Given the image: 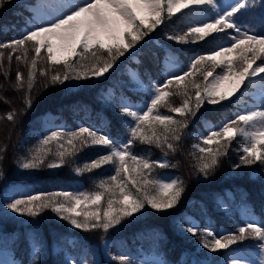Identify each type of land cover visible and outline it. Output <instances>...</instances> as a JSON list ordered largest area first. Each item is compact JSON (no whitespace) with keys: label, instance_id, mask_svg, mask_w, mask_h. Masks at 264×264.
Listing matches in <instances>:
<instances>
[{"label":"trees","instance_id":"obj_1","mask_svg":"<svg viewBox=\"0 0 264 264\" xmlns=\"http://www.w3.org/2000/svg\"><path fill=\"white\" fill-rule=\"evenodd\" d=\"M37 3L38 0H7L0 7V44L22 38L30 29V22L34 21L31 7ZM217 3L225 9L233 0H217ZM262 5L264 0H249V7L237 13L235 21L242 28L261 31L264 29ZM213 15L215 12L206 6L184 9L170 19L166 18L99 78L52 83L51 76L56 72L63 74L65 69L62 65L52 66L42 50L30 92L27 88L28 73L30 61L35 56L31 43L27 45V63L16 59L23 55L21 51L12 53L11 49L0 48V53H3L0 57V253H6L16 264H71L73 260L77 264H122L117 259L122 255L128 257L130 264H143L140 257L152 255L159 256L163 264H231L236 254L259 259L258 242L251 239L217 252L205 249L201 241L204 229L226 234L235 231L237 223L242 225L249 216L256 221H264V165L258 163L233 168L242 154V139L237 137L228 147L227 155L220 158L219 166L204 178L198 172L201 154L196 146H205L202 144L204 136L219 130L238 114L259 109L264 98L257 96L255 91L264 87V73L246 81L230 99L218 104L205 101L195 116L189 115L188 127L183 129L175 152L134 142V153L152 160L168 161V167L154 168L148 175L149 180L168 177L170 182L179 177L184 181L185 191L172 209L157 211L146 205L141 212L126 217L121 224L104 232L102 229H78L51 209H44L32 217L7 208L12 200L29 195L99 190L96 187L99 180L114 174L111 165L84 173H77L75 169L106 154L109 151L106 146L86 147L69 157L63 166L49 168L47 164L56 159V144L53 142L49 146L52 151L40 168L24 169L19 163L30 158L40 146V141L52 131L68 133L84 127L100 136H108L117 144L126 141L133 119L120 108L132 106L133 110H144L152 95L137 87L128 70L135 74L142 86L154 91L168 79L165 61L171 60L183 73L189 70L194 57L228 46L229 36L235 35L230 29L226 30L228 35L213 34L214 38L208 37L205 41L191 42L194 37H189L187 43L169 39L183 36L189 27L206 22ZM9 55H12L11 61L8 60ZM260 62L258 60L256 64ZM205 67L211 70L210 66ZM192 71L195 72L192 79L202 89L212 81V77L204 80V69L199 66ZM17 72L24 74L23 88L18 87ZM221 72L222 68H216L213 74ZM167 90L170 93L181 91L176 84ZM194 94L195 90L189 87L193 105ZM201 94L204 95L203 91ZM29 96L31 107L26 106ZM183 99L182 95H171L168 104L178 107ZM9 112L13 113V120L7 119ZM158 114L171 113L168 106H161ZM174 115L177 119H184ZM206 122L210 124L209 130L204 126ZM151 194L158 193L153 190ZM57 199L63 200L62 197ZM106 206L105 201L101 211ZM188 217L198 223L195 235L186 231L190 227ZM103 242L108 243L113 258L94 262L95 252ZM34 245L39 247L38 255L33 251ZM82 259L86 261L83 263ZM148 262L155 264L154 259Z\"/></svg>","mask_w":264,"mask_h":264},{"label":"snow or ice","instance_id":"obj_2","mask_svg":"<svg viewBox=\"0 0 264 264\" xmlns=\"http://www.w3.org/2000/svg\"><path fill=\"white\" fill-rule=\"evenodd\" d=\"M7 0H0V7ZM210 7L215 15L206 22L189 27L183 36H172L169 39L178 42L205 41L213 34L233 30L235 35L229 36L228 46H220L206 55L193 58L188 71L173 74L163 84L152 92L150 103L144 110H133L132 106H123L120 111L133 119L129 128L128 138L117 144L108 136H100L90 128L81 127L74 132L63 130L52 131L41 141L40 146L30 158L19 163L24 169H36L45 164V160L56 144V159L47 164L56 168L67 163L68 158L77 155L82 149L92 145L108 147L106 154L99 155L77 167V173L91 172L105 165H111L114 174L100 179L92 192L72 193L67 191L29 195L22 199H14L7 208L15 213L35 217L44 209H51L60 218L67 220L78 229L92 231L102 229L107 232L124 220L141 212L145 206L153 210L166 211L175 207L185 191L184 181L179 177L167 182L163 179L149 180L154 168L168 167V161L152 160L144 155L134 153V142L155 146L160 149L175 152L176 145L181 140L183 129L188 127L187 117L195 116L200 107L207 101L218 104L230 99L241 86L253 77L264 73V29L259 32L242 28L235 21V15L249 7V0H233L228 8L222 9L217 0H81L80 4L70 6V11L62 12L60 16L34 29H29L22 38L12 39L0 48L11 49L12 53L21 51L17 60L28 62L27 45L31 43L35 56L30 61L27 88H33L37 62L44 50L47 61L52 66L62 65L63 74L56 72L51 76L52 83H64L70 79L99 78L114 67L115 61L145 36L184 9ZM264 6V5H262ZM214 38V37H213ZM106 54V55H105ZM235 54V55H233ZM3 53H0V57ZM12 55L8 56L11 61ZM261 61L258 65L257 61ZM206 65L210 66L209 70ZM253 65H256L255 67ZM204 69V80L212 77L211 85L205 84L203 89L192 77L193 69ZM216 68H222L220 74L214 75ZM46 74V73H44ZM18 87H24V74L17 72ZM189 81V83H183ZM227 82L228 88H223ZM176 84L181 91L170 93L167 89ZM189 87L195 90L189 95ZM203 91L204 95L201 94ZM171 95H182L183 102L178 107L168 104ZM30 96L26 106L31 107ZM161 106H168L171 114H158ZM156 113V114H154ZM178 114L184 119H177ZM8 120H13L12 112L7 114ZM237 137L242 139V154L234 169L255 164L264 165V110L256 109L238 114L234 120L224 123L219 130L210 131L202 138L198 172L207 178L220 164V158L227 155L228 147ZM63 141V142H62ZM214 146V147H213ZM155 190L158 194L153 195ZM62 197L63 200L57 198ZM106 201V209L101 211ZM264 221H256L251 216L238 226L235 231L217 234L209 229L203 230L202 246L212 252L230 249L245 240L257 241L261 251L260 264H264ZM195 235L196 225L186 229ZM34 253L38 255L39 247L34 245ZM122 264H130L128 257L119 256ZM10 264H16L15 261ZM71 264H77L75 260ZM231 264H254L246 258L232 259Z\"/></svg>","mask_w":264,"mask_h":264},{"label":"rangeland","instance_id":"obj_3","mask_svg":"<svg viewBox=\"0 0 264 264\" xmlns=\"http://www.w3.org/2000/svg\"><path fill=\"white\" fill-rule=\"evenodd\" d=\"M80 2H81V0H64V1L63 0H38L37 5H40V8L37 12L32 10L34 21L30 22V29H34L38 25L46 24L47 22L54 19L55 17L60 16L62 12L70 11L71 5H75V4H78ZM43 16H46V19L42 20ZM168 55L171 58L173 57V55L171 53H169ZM164 64H165L166 77L170 78V76L173 74H182L181 68L178 65H176L175 63H173L171 60L165 61ZM128 72L133 77V72L130 70H128ZM134 80L137 83V87L143 88L149 92H153L149 88L142 86L137 79L134 78ZM211 83H212V81L210 83H208V85L210 86ZM228 87H229V84L227 82H225L223 84V88L226 89ZM255 94L259 97L264 98V87L255 91ZM259 109L264 110V101L260 102ZM204 126L206 129H208V130L210 129L209 123L206 122ZM161 179L169 182L168 177H162ZM16 187L20 191L22 190V187H20V186H16ZM188 222H189V226H193V225L197 226L198 225V223L194 219H192L191 217H188ZM240 225L241 224L237 223V226H240ZM261 255L262 254H259L258 255L259 259L255 260V259L249 258L248 256H245V255L236 254L233 259L246 258L250 262H254V264H260ZM112 257L113 256L109 253L107 247L99 246L95 252V255L93 257V261L97 262L101 259L109 260V259H112ZM149 259H154L155 264H163V261L161 260V258L159 256L152 255L151 257H146V256L140 257V261L143 264H149V262H148ZM85 261H86V259H82L83 263ZM10 262H12V261L9 259L8 255L6 253H0V264H10Z\"/></svg>","mask_w":264,"mask_h":264},{"label":"bare ground","instance_id":"obj_4","mask_svg":"<svg viewBox=\"0 0 264 264\" xmlns=\"http://www.w3.org/2000/svg\"><path fill=\"white\" fill-rule=\"evenodd\" d=\"M63 1H64V0H63ZM80 3H81V2H80ZM80 3H78V4H80ZM39 8H40V5H35V6L32 7V10L35 11V12H37V11L39 10ZM44 19H46V16H43L42 20H44ZM48 20H49V19H48ZM48 20H47V21H48ZM47 21H46V22H47ZM50 21H51V20H50Z\"/></svg>","mask_w":264,"mask_h":264}]
</instances>
